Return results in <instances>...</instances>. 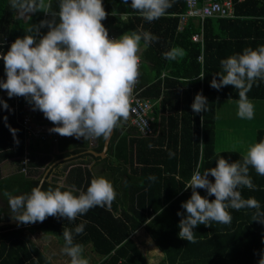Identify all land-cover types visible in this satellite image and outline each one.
Here are the masks:
<instances>
[{"label":"trees","instance_id":"trees-1","mask_svg":"<svg viewBox=\"0 0 264 264\" xmlns=\"http://www.w3.org/2000/svg\"><path fill=\"white\" fill-rule=\"evenodd\" d=\"M234 2L237 18L204 20L205 50L202 63L199 60L202 48L193 40V34L199 33L201 27L190 19L183 30L178 28L179 15L187 8L186 0H174L166 14L152 22H148L131 9V0H128L127 5L121 0H102L103 7L108 13L107 18L102 21L106 29L110 30L116 24L114 31L120 35L148 31L159 38L146 47L142 55L143 63L144 60L150 61L157 76L155 77L157 80L155 79L151 86L144 88L143 95L149 98L161 96V109L169 108L171 113L168 117H163L161 131L153 137L139 134L129 125V119L126 122L122 121L120 126L115 128L107 156L95 157L98 162L105 164L104 169L113 177V186L117 195L110 208L94 207L74 221L50 216L42 223L0 226V264H56L49 253L41 248V246L44 248V245H39L32 239V232L42 229L63 238L65 228L74 230L80 223L85 224L84 232L76 235L73 231L74 243L83 246V255L86 259L91 260L86 254L88 251L101 256L98 259L92 258L89 264H151L140 245L132 237L133 232L142 225H145L147 232L164 253L163 260L157 264H258L261 255L264 254V223L252 220L254 209H246L243 213L231 209L229 212L232 222L228 225L215 222H211L210 227L197 225L193 229L197 240L195 244L178 236L180 231L178 225L182 217L177 213L186 215L181 205L190 198L188 193L181 194V192L192 191L191 188L185 189L184 186L198 165L201 141L203 143L200 166L202 174L216 166L219 156L229 163L242 160L243 157L242 153L236 151L218 153L216 150L217 99L238 98V92L231 85L217 90L212 88L210 83L213 75L222 71L220 61L234 55L233 46L236 48V53L240 54L245 48L256 49L264 45V0H234ZM51 4L52 10L58 11L59 0H51ZM15 14L16 11L10 8L9 0H0V53L2 54L8 51L6 41L23 38L26 29L39 27L40 22L46 18L43 11L32 13L27 21L17 18ZM122 15H126V18L122 19ZM58 19L56 17V20ZM38 32L41 37L46 32V28L39 27ZM38 32L32 34L36 35ZM141 43L143 44V40ZM176 46L183 49L185 55L176 61L167 60L163 53ZM165 69L168 70V76L163 81L161 75ZM201 72L203 79H196ZM173 77L190 80L188 86L192 87L183 92L185 94L183 106L177 107L178 101L175 105L177 110L184 111L181 132L178 129V111L177 113L172 111L174 106L171 98L175 92L163 90L174 84V80H171L174 79ZM216 78L219 79V76ZM0 80H6L2 59H0ZM141 85L143 86L142 83ZM5 92L6 90L0 88V164L8 159H15L20 164L19 157L24 152L25 133L23 127L18 124L15 114L8 107H4L3 102H6L7 106L13 104L12 98L5 95ZM198 92L207 98L208 110L201 113L192 111L191 131L185 126L190 113L187 100L190 94L194 100ZM247 95L249 99L264 100V81L257 80ZM18 98L21 105L28 101L25 97ZM36 114L40 122L49 121L39 110H36ZM128 125L130 127L123 132L121 126L125 128ZM262 139H264V128L258 129L256 142ZM78 140L74 153L85 150L88 146V142L85 144V141ZM105 140L106 138L103 137L98 138L93 149L102 152ZM37 142L40 141L31 142L32 164L39 151L36 148ZM61 143L63 144V141ZM169 152L174 155L170 157ZM84 155L86 156V153ZM83 163L84 161H78L72 164L66 175V186L62 185L61 190L75 188L78 190L75 195L80 191L86 192L91 180L97 176L91 168L83 166ZM66 169L67 167L64 171ZM249 175L257 186L256 190L245 187L238 190L258 200L261 211H264V176L258 175L251 167ZM149 176H155L156 179L149 180ZM210 177L211 175L208 177L209 180ZM40 181V177H34L32 168L29 175L20 171L5 177L0 174V196L6 203L5 206H0V221L12 219L8 197L4 192L13 196L28 194L33 187L39 186ZM169 185L172 191H168ZM58 186L61 184L56 180L45 179L41 187L47 190ZM199 194L203 196V193ZM160 209L162 211L158 214ZM59 254L63 260L64 254L61 249Z\"/></svg>","mask_w":264,"mask_h":264},{"label":"clouds","instance_id":"clouds-1","mask_svg":"<svg viewBox=\"0 0 264 264\" xmlns=\"http://www.w3.org/2000/svg\"><path fill=\"white\" fill-rule=\"evenodd\" d=\"M121 2L128 4V0ZM173 3L174 0H131L130 7L152 22L163 17ZM9 5L21 18L43 11L51 14L52 19L40 22L39 27H47L48 31L39 40L32 34L39 27H30L6 54H0L6 73V80H0V88L10 98L25 97L34 110L42 112L54 125L50 132L77 139L108 138L122 121L129 119L130 98L139 77L141 41L146 48L159 38L148 31L109 38L102 23L108 15L102 0H59L58 11L52 10L51 0H9ZM163 55L176 61L185 53L174 47ZM220 64L222 71L213 75L210 86L217 90L234 86L238 92V117L253 119L254 105L247 94L257 80L264 81V45L245 48L240 54L222 59ZM3 103L7 108L6 102ZM207 105V98L198 92L191 108L194 113H201L208 110ZM250 167L264 176V139L250 145L242 160L229 163L219 156L215 167L203 174L195 172L184 186L191 188L192 194L181 205L186 215L177 213L182 217L178 236L191 244L197 243L193 229L199 224L211 226V222L231 224L228 209H254L252 220L264 223L260 202L243 198L238 190L242 187L256 190L249 175ZM155 179L149 176V180ZM61 188L62 185L43 190L36 186L28 194L15 196L4 192L12 218L24 225L42 223L50 216L74 221L94 207L110 208L117 195L113 184L103 176L93 178L86 192L80 191L78 195L74 194L78 191L75 188ZM198 188L215 199L201 196ZM84 227L80 223L74 230H63L61 251L70 257V264H89L82 255L83 246L74 243L73 231L76 235L83 234ZM258 264H264V254Z\"/></svg>","mask_w":264,"mask_h":264},{"label":"crops","instance_id":"crops-1","mask_svg":"<svg viewBox=\"0 0 264 264\" xmlns=\"http://www.w3.org/2000/svg\"><path fill=\"white\" fill-rule=\"evenodd\" d=\"M240 1H243V0H240ZM15 15H16L17 18H21L17 12H16ZM31 15L32 14H30V16ZM45 16H46L45 20H51L52 19L51 14H46L45 13ZM237 17L238 16H234V17H231V18H237ZM28 18H29L28 16H25V17H23L21 19L23 21H27ZM121 18L125 19L126 15H122ZM214 18H217V17H214ZM240 18H242V17H240ZM58 20H57V22H58ZM192 20L194 21L195 24H197V25H199L201 27L199 33H203L202 32V23L200 21H198L197 19H192ZM189 22H190V20H188L186 22L185 26ZM114 25H116V24H114ZM114 25H113V27L110 28V30H108V29L107 30L110 31L112 34H114L115 38H119L121 35L118 34L116 31H114ZM45 28H46V32L43 33V35H45L47 33V31H48V28L47 27H45ZM179 30H181V29L179 28ZM39 33L40 32H38L35 35L37 40H39V38H40L39 37ZM197 42L200 44L202 50L204 51L205 50L204 34H203V42L202 41H197ZM175 48H180V47L176 46ZM144 49H145V47L141 43V48H140V51H139L138 55L142 56L143 53H144ZM235 49L236 48L233 46L232 51H233L234 55L238 54V53H236ZM230 50H231V48H230ZM142 68H143V70H142V73H141V83L143 84L144 88L146 89L149 86H151V84H153L155 82V79L157 80V78H155L157 76L155 75L156 71L153 69L152 64H151L150 61L144 60ZM167 72H168V70L165 69V71L161 75V79L163 81H165L166 76H168ZM173 78L174 79H171V80H174V84H172L171 86H168L167 88H165L163 90H168L171 93L175 92L173 98H171V99H173V106H174V109H172V111H174L175 113H177V111H178V118H179V127H178V129L181 132L182 113L184 111L181 110V109L177 110V107L178 106L179 107L183 106L182 103H183L184 97H185V94H183L184 90L185 89L190 90V89H192V87L188 86V84L191 82L188 79L175 78V77H173ZM182 81L184 83H180ZM5 95L8 96L7 92H5ZM151 99L156 100L157 98H151ZM225 100H229L225 104L228 105V109H231V108H235L234 104L236 103V100H238V98L223 97V98L217 99V102H216V150H217L218 153L224 152V151H236V152L242 153L244 155V153L242 151H240L239 149L233 148V147L231 148L230 145H228V147H226L225 149H219V141L218 140H219V138H220L219 136L221 134H219V130H218V127H217V118H218L217 107H218L219 103H223V101H225ZM249 100L254 105V112H256V113H257V110L260 109L262 104H264V100H260V99H249ZM160 101H161V99L156 101V103L154 104L153 110L151 112V116L154 119V123L159 127V131H158L157 135L161 131L163 117L164 118L168 117V115L171 113V110L169 108L168 109L165 108L164 110L161 109ZM177 101H178V104L176 105ZM187 102H188V106L187 107H189V112L190 113H189V117L187 118L188 120H187L185 126L187 128H190L191 131H192V123L190 122V119L192 118V114H193V112H192L193 110L191 108V104L193 103V99H192V95L191 94H190L189 100H187ZM230 117H231V115H230ZM164 121H166V120H164ZM191 121H192V119H191ZM45 124L47 125L49 130L52 127H54V125L50 121L46 122ZM129 127H130L129 125L126 126L125 128H123L121 126V129H122L123 132H125ZM80 139L85 141V144H86V142H88V146L86 145L87 148H85V150H82V151L77 152V153L73 152V150L75 148H77V145H78L77 142H79V140L77 138H75V137L74 138H72V137H62L60 139L61 141L59 140L58 142L53 141V139H51V140H40V139H38L40 142H37L36 148L39 151H37L38 155L35 156V159H33V164H32L33 165L32 166V170H33V173H34V177H36V178L40 177L41 179L44 178V180L47 179L49 181L54 179L59 184L66 186V175H67V172L69 171V169L72 167V164L74 162L84 161L83 166L91 168L94 171V173L96 174L97 177L103 176V177L107 178L113 184L112 175L106 169H104L105 168L104 167L105 164L98 162V160L95 158V157L105 158L107 156V154H106V156L103 157V156H100V155L92 153V150H94L93 149V145L96 143L98 138L83 139L81 137ZM38 140H36V141H38ZM62 141H63V144L61 143ZM91 141L93 142V144L91 143ZM178 146H180V145H178ZM200 151H201V149H200ZM68 152L73 153V154L69 155V154H67ZM84 153H86V156L84 155ZM97 153H99V152H97ZM201 154H202V152H201ZM78 155H80L81 157H78ZM15 163L17 164L16 168L14 167ZM66 167H67V169L64 171V169ZM1 169L5 172V174H1L3 177L11 175V174L19 171V162H17L15 159L5 160L4 162H2L0 164V170ZM61 173H64V175H61ZM191 176H190V178H191ZM177 178H179V177L177 176ZM190 178L187 180V182L190 180ZM210 178H211V181H214V178L212 176ZM68 187H70V186H68ZM168 189H169L168 191H170V190L172 191V188H171L170 185L168 186ZM184 192L188 193L187 195H189V196H191V194H192V191H190V192L182 191L181 194L184 193ZM197 192L203 193V196L208 198L209 200H214L215 199L214 196H208L205 189H201V188L197 189ZM241 195L242 196L243 195L249 196V197H245V199L253 198L252 196L248 195L245 192L241 193ZM0 200H4V198L2 196H0ZM5 205H6V203H5V200H4V202L2 204H0V206H5ZM230 210L231 209H228V211H230ZM244 210H246V209L239 210V213H243ZM208 227H210V226H208ZM35 233L42 234L38 238L43 237V240H45V241L50 239V243L53 242V241L55 242L57 240L56 237H59L61 239L62 243L64 242V240H63V238L61 236L53 234V233L45 232L42 229L41 230L39 229L36 232H32V234H31L32 239L35 240L36 242H37V239L35 238ZM132 237L140 245L143 253L146 255V257L148 258V260H149V262L151 264H157L161 260H163L164 253L159 248H158V251L154 250V247H153L154 244L152 242L154 239L147 232L145 225H142L135 232H133ZM45 241H42L44 246H47V247L51 246V245H48V243H46ZM148 254H149V256H148ZM67 257L68 256L66 254H64V259H66Z\"/></svg>","mask_w":264,"mask_h":264},{"label":"built area","instance_id":"built-area-1","mask_svg":"<svg viewBox=\"0 0 264 264\" xmlns=\"http://www.w3.org/2000/svg\"><path fill=\"white\" fill-rule=\"evenodd\" d=\"M186 11L180 14L179 27L181 30L184 28L186 22L190 19H197L202 23V32L193 34L195 41L203 42L204 34V20L206 18H223L234 17L236 14V6L234 0H186ZM109 38L115 39V35L108 31ZM15 40H8L5 42L8 45V49ZM2 54V53H0ZM139 77L136 83L132 96L130 98V115L129 125L134 127L142 136L153 137L156 136L159 127L154 123V119L151 116L154 104L157 100L161 99L159 96L156 100L151 99L143 95L144 86L141 85V70L143 65L142 56L139 55ZM199 60L203 63L204 51L199 54ZM203 75L201 72L200 76ZM13 104L8 106L15 116L18 124L23 127L25 133L24 152L19 157V171L25 175H29V171L32 168V149L31 142L40 140H51L58 142L62 136L57 133L49 131V128L45 123L38 120L36 110L33 109L32 104L24 102L20 104L17 96L11 97ZM51 138V139H50ZM93 144V142L91 141ZM203 143L201 141V152ZM202 154H200L198 165L194 171L200 172ZM202 174V173H201Z\"/></svg>","mask_w":264,"mask_h":264},{"label":"rangeland","instance_id":"rangeland-1","mask_svg":"<svg viewBox=\"0 0 264 264\" xmlns=\"http://www.w3.org/2000/svg\"><path fill=\"white\" fill-rule=\"evenodd\" d=\"M228 101L229 100H225L223 101V103H219L217 107V111H218L217 127L219 130V134H221L218 140L219 149H225L226 147H228V145H230L231 148L233 147L239 149L245 154L249 145L256 143V135L258 133V129L264 128V104H262L260 109L257 110V113L254 112V118L248 120V119H241L240 117H238L237 115L238 100H236V103L234 104L235 108H231V109H228V105L225 104ZM14 167L15 168L17 167L16 163ZM0 174H5V172L1 169ZM3 202L4 200H0V204H2ZM37 233H35V238L37 239L39 245H43L42 241L45 240H43V237L38 238L42 234H37ZM56 238L57 240L55 242L53 241L50 243V239L45 241L46 243H48V245L51 246L49 247L44 246V248L43 246H41V248L44 249L47 253H49L51 259L56 264H70V257H67L66 259L63 260L62 258H60L59 249H62L64 244L61 242V239L59 237ZM152 242L154 244L153 245L154 250L158 251L159 247L157 246L154 240ZM87 249L91 250V248H87ZM49 250H51L52 252H49ZM86 254L87 257L91 258V260L88 259L90 260L89 263H91L92 258L96 259L97 257L98 259L99 257H101L96 253H92L91 251H88Z\"/></svg>","mask_w":264,"mask_h":264},{"label":"water","instance_id":"water-1","mask_svg":"<svg viewBox=\"0 0 264 264\" xmlns=\"http://www.w3.org/2000/svg\"><path fill=\"white\" fill-rule=\"evenodd\" d=\"M114 131H115V129L113 130L111 135L108 138H106L105 145H104V150L102 152H100V153H97L94 150H92V153L100 155V156H103V157L106 156V154L108 152V148H109V144H110L111 138H112V136L114 134ZM43 182H44V178L41 179L39 186H42ZM15 224H18V222L14 218L10 219V220H2V221H0V226H3V225H15Z\"/></svg>","mask_w":264,"mask_h":264}]
</instances>
